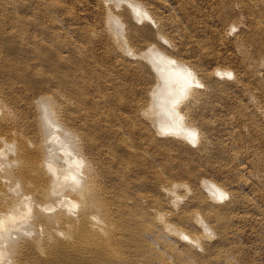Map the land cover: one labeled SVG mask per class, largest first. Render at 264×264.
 Segmentation results:
<instances>
[{"label":"bare ground","instance_id":"1","mask_svg":"<svg viewBox=\"0 0 264 264\" xmlns=\"http://www.w3.org/2000/svg\"><path fill=\"white\" fill-rule=\"evenodd\" d=\"M118 1L130 2L144 15H153L158 30L163 26L156 8L138 0ZM247 1L250 7L257 5L255 0ZM105 2L108 9L103 29L112 39L115 52L129 50L142 67L156 58L152 64L157 77L147 87L151 96L145 102L137 90L129 94L115 89L118 92L105 94V106L89 87H76L74 78L62 77V87H52L47 94L39 91L40 95L29 101L31 111L40 107L37 116L20 118L12 107L13 113L1 110L10 108V100L6 103L3 99V86L0 264H240L230 239L238 234L235 221L244 218L233 209L254 202L243 190L249 183L244 175L249 162L237 151L230 155L237 164L233 168L236 177L229 185L204 177L198 186L179 181L164 183L162 179L136 181L132 174L141 168L140 148L146 146L136 143V148L125 135L128 131L113 123L125 119L137 138L165 141L167 148V142L178 144L206 156L211 143L219 140L211 130L214 125L203 116L206 101L220 85L217 74L231 70L197 71L157 46L154 41L167 39L152 28L148 30L154 33L153 41L142 38L140 42L138 37L140 47L135 48L138 45L132 46L129 38L146 29L136 22L139 16L116 12ZM7 3L21 6L16 0ZM14 18L18 24L24 21L19 14ZM261 19L256 20L261 23ZM96 33H91L92 37ZM40 54L44 58L53 55L42 50ZM61 56L66 61L65 55ZM121 65H127L126 58ZM246 73L240 75L245 77ZM197 141L199 144L194 145ZM221 143L216 142V151L221 150ZM131 156L134 162H128Z\"/></svg>","mask_w":264,"mask_h":264},{"label":"rangeland","instance_id":"2","mask_svg":"<svg viewBox=\"0 0 264 264\" xmlns=\"http://www.w3.org/2000/svg\"><path fill=\"white\" fill-rule=\"evenodd\" d=\"M16 1L21 5L19 8L8 6L7 0H0V91L4 89L2 95L6 103V99L10 100L7 103L10 108L2 107L1 110L18 112L14 115L20 118L37 116L40 107L31 111L29 101L40 95L39 91L47 94L52 92V87H62V77L74 78L76 87H89L102 101L101 105L106 106L105 94L118 92L115 89H123L129 94L137 90L143 101H148L151 95H148L147 87H151L157 77L152 64L156 58L147 60L146 66L142 67L129 50L115 52L112 39L103 29L108 9L105 0ZM107 1L116 12H130L134 17L137 14L136 22L146 27L142 28L144 32L137 30L139 32L135 39L131 37L132 41L129 38L132 46L138 45L135 48H139L142 38L153 41V34L159 29L153 15H144L130 2ZM138 1L156 8L158 19L163 22L159 21L163 26L158 32L167 41H154L157 46L191 64L197 71L218 68L230 69L231 72L216 73L222 83L214 87L212 93L215 96L209 95L203 113L211 126L214 125L211 130L215 140L219 139L216 142L222 141L221 150L216 151L215 141L209 146L206 156L169 142L167 148L165 141L151 142L148 137L133 136L126 126L127 120L113 121L128 131L125 135L136 148H139L137 144L146 146L140 148L143 151L141 168L132 174V178L136 181L162 179L164 183L179 181L198 186L204 177L229 185L236 177L233 168L237 164L230 155L237 151L242 160L249 162L248 169L253 170L244 172L249 183L243 190L249 193V197L252 195L250 198L254 202L233 209V213H243L244 218L235 221L238 234L230 239L232 244H229L236 248L233 255L240 264H264V0H255L257 5L251 7L247 0ZM18 14L24 17L19 24L14 18ZM122 17L126 15L122 14ZM256 17L261 19V23ZM148 28H152L154 33ZM94 32L97 33L93 38ZM138 37L140 42L136 41ZM41 50L51 51L53 55L44 58ZM61 55H65L66 61L60 59ZM123 58H126V66L121 65ZM242 71L247 72L245 77L240 75ZM97 87H102L103 91ZM219 89L221 92L217 91ZM2 95L0 93V98ZM207 109L211 110L207 112ZM247 112L253 117V122ZM148 123L150 125L151 122ZM151 126L156 133L152 123ZM198 144L199 141L194 143ZM127 160L134 162L135 157ZM224 198L228 200L229 196Z\"/></svg>","mask_w":264,"mask_h":264}]
</instances>
